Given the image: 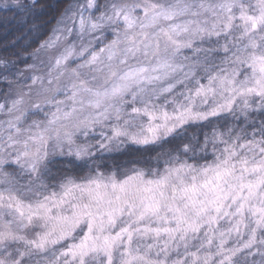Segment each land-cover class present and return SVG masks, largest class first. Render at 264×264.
<instances>
[{
  "label": "snow or ice",
  "instance_id": "snow-or-ice-1",
  "mask_svg": "<svg viewBox=\"0 0 264 264\" xmlns=\"http://www.w3.org/2000/svg\"><path fill=\"white\" fill-rule=\"evenodd\" d=\"M68 12L88 45L66 47L27 92L3 77L0 264H264V116L249 122L264 113V0H77ZM131 145L161 151L109 166L105 153Z\"/></svg>",
  "mask_w": 264,
  "mask_h": 264
},
{
  "label": "trees",
  "instance_id": "trees-1",
  "mask_svg": "<svg viewBox=\"0 0 264 264\" xmlns=\"http://www.w3.org/2000/svg\"><path fill=\"white\" fill-rule=\"evenodd\" d=\"M5 0H0V6ZM12 0H8L11 4ZM74 0H41L38 7L31 12L17 10L15 8L0 7V61L8 63L7 71L0 67V92L5 91L3 77L8 80L17 81L18 76L26 74L33 65V60L41 45L47 42L67 8ZM264 113L256 112L250 117L251 120L260 121ZM219 125L221 118H217ZM213 124H193L189 125L188 136L193 134L199 136L201 132H208ZM176 143L163 145V151H169ZM161 151L160 145H149L146 147L131 145L123 151L105 153L106 162L109 166L119 164L121 170L130 167H141L146 162L155 163L158 153ZM58 167L60 165H57Z\"/></svg>",
  "mask_w": 264,
  "mask_h": 264
},
{
  "label": "rangeland",
  "instance_id": "rangeland-1",
  "mask_svg": "<svg viewBox=\"0 0 264 264\" xmlns=\"http://www.w3.org/2000/svg\"><path fill=\"white\" fill-rule=\"evenodd\" d=\"M76 2H77V0H74V2L67 8V10L70 9V7L74 6L76 4ZM81 2H83V0H81ZM65 14H66V12L62 16V18L59 20V22L63 21V23L58 22L56 27H54L55 29L52 33V36L48 40V41L55 40L56 37H59V39L56 40L55 46L51 47V48H46V49L41 48L37 52V54L35 55L34 60H33L34 62H33L32 67L30 68V70L29 71L26 70V74H24V75L22 74V75L18 76L17 80H18V82H20V88L23 89L24 92L28 91V88L26 85L31 84L30 77L41 76V77H45V79L47 78V74L51 68V65L54 63L55 58L57 56H59L64 51V49L66 47H73L78 52L82 46L88 45L89 36L85 35V36L81 37L78 34L76 28L73 27L71 18H68V17H72V13L68 12L67 17ZM68 28L73 29L71 33H69L67 31ZM108 36L110 38L111 33H108ZM107 42H109V40L105 39L104 43H107ZM92 43H93V46H95L97 42L95 40H93ZM221 43H223V40H221ZM100 46H103V45L101 44ZM70 63H72L73 67L76 66L75 63H73L71 61H70ZM53 74H55V73H53ZM39 87H40L39 84L33 86L34 89H38ZM36 98L37 97H36L35 91H33V93L31 94V99L34 100ZM59 99H64V97L60 96ZM26 100H28L27 97H26ZM0 102H3V100L0 99ZM29 103H30V101H29ZM25 106L27 107V104ZM48 108H51V110L54 111V107H52V106H46L45 111H47ZM5 118H6L5 116L0 114V121H3ZM43 118H44V113L41 112L39 114V116H32L26 122V124H30L32 122V120L43 119ZM218 118L222 119V123L220 125H224L225 123H227L229 125H233V126H237V127L241 126V119L242 118H240V117H234L232 115L222 114ZM249 122H251V118H250ZM255 122L257 123V119ZM259 122L257 124H259ZM210 130H211V128H210ZM80 139L83 140V137H81ZM256 259L259 260V257H256Z\"/></svg>",
  "mask_w": 264,
  "mask_h": 264
}]
</instances>
